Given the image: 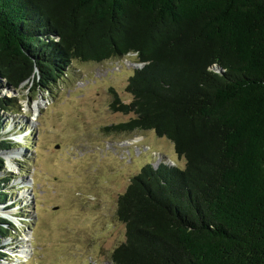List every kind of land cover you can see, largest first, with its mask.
<instances>
[{"label":"trees","instance_id":"obj_1","mask_svg":"<svg viewBox=\"0 0 264 264\" xmlns=\"http://www.w3.org/2000/svg\"><path fill=\"white\" fill-rule=\"evenodd\" d=\"M130 54L142 65L132 100L111 89L110 108L134 117L110 129L153 131L185 167L131 178L112 263L264 264V0H0V89L49 91L73 61ZM12 108L20 100L0 96V173ZM12 231L0 218V235Z\"/></svg>","mask_w":264,"mask_h":264},{"label":"rangeland","instance_id":"obj_2","mask_svg":"<svg viewBox=\"0 0 264 264\" xmlns=\"http://www.w3.org/2000/svg\"><path fill=\"white\" fill-rule=\"evenodd\" d=\"M141 67L133 54L102 63L73 61L49 91L35 82L17 92L0 89L1 97L22 105L2 114L12 148L1 153L6 173L0 180L8 182L0 189L8 197L0 203V218L14 231L0 235L1 264H113L111 254L125 241L117 202L131 178L146 164L184 169L172 143L153 131L110 129L134 117L111 110L110 90L130 103L128 79Z\"/></svg>","mask_w":264,"mask_h":264},{"label":"bare ground","instance_id":"obj_3","mask_svg":"<svg viewBox=\"0 0 264 264\" xmlns=\"http://www.w3.org/2000/svg\"><path fill=\"white\" fill-rule=\"evenodd\" d=\"M40 104H38V105H36L35 106V111L36 110H38L39 108H40V106H39ZM7 156V158L9 159V158H11V157H13L14 156V154L13 153H11V154H8V155H6Z\"/></svg>","mask_w":264,"mask_h":264},{"label":"water","instance_id":"obj_4","mask_svg":"<svg viewBox=\"0 0 264 264\" xmlns=\"http://www.w3.org/2000/svg\"><path fill=\"white\" fill-rule=\"evenodd\" d=\"M213 69H215V71H216L217 73L222 74V69H221V68H213ZM12 91H13V90H12Z\"/></svg>","mask_w":264,"mask_h":264}]
</instances>
